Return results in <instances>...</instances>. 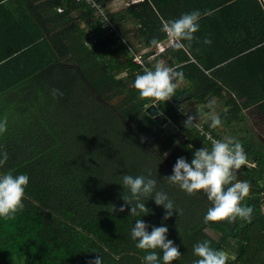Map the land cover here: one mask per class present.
<instances>
[{
	"label": "trees",
	"instance_id": "1",
	"mask_svg": "<svg viewBox=\"0 0 264 264\" xmlns=\"http://www.w3.org/2000/svg\"><path fill=\"white\" fill-rule=\"evenodd\" d=\"M95 2L105 21L86 0H0V121L7 119L0 151L8 153L0 175L30 179L23 211L0 218V264H89L98 256L103 264H145L147 253L131 238L137 219L149 232L169 229L181 253L173 264H194L199 233L214 223L204 220L212 204L205 193L189 196L164 178L178 158L191 163L225 131L183 104L223 101L226 109L216 116L232 134L245 126L243 108L258 105L264 114V0H143L117 12L106 0ZM196 10L198 40L164 51L189 85L177 86L167 102L139 99L134 81L143 72L129 55L121 20L132 17L140 47H152L154 37L169 41L163 21ZM149 66L155 69L153 61ZM152 103L177 133L148 113ZM174 104L196 117L191 127ZM246 141L247 158L257 165L242 166L237 179L250 185L242 203L254 211L250 223L237 219L218 236L215 249L228 254V264H264V147ZM149 171L180 214L164 220L166 210L153 199L145 201L148 215L130 216V205L119 211L123 175Z\"/></svg>",
	"mask_w": 264,
	"mask_h": 264
},
{
	"label": "clouds",
	"instance_id": "2",
	"mask_svg": "<svg viewBox=\"0 0 264 264\" xmlns=\"http://www.w3.org/2000/svg\"><path fill=\"white\" fill-rule=\"evenodd\" d=\"M201 13L196 10L183 14L180 18L171 21H163L161 31L168 39L183 47L181 42L187 41L189 45L198 40L196 33L200 28ZM205 44H211L210 38H205ZM151 45L159 48L160 41L157 38L151 40ZM183 79V73L163 63H158L154 70L145 68L143 74L136 76L134 88L139 93V99H152L155 102H167L175 95L177 81ZM59 90H53L57 95ZM196 117L189 116L185 121V127L193 125ZM222 125V120L213 115L210 127L216 129ZM7 132V119L0 121V134ZM8 161V153L0 151V168ZM247 164V154L243 145L234 138L227 140H215L211 149L202 147L193 154L191 163L186 158L180 157L173 166V174L164 179L171 185L178 186L189 196L203 192L211 202L204 217L208 222L230 223L237 219L251 222L254 209L243 205V201L249 196L250 185L246 181L237 179L242 166ZM148 175L124 174L121 185L124 188L122 199L124 206L119 208L124 212L127 206H131L130 216L139 217L149 214L145 201L153 199L157 206H163L166 210L164 220H168L178 211L174 202L163 191L157 190V180ZM30 179L26 174L13 175L11 172L0 175V218L5 220L15 219L17 213L22 212L25 204L26 188ZM179 212V211H178ZM180 214V212H179ZM149 225L142 219H137L131 230V238L137 241L136 247L145 251V264H160V256L157 249L162 252L163 264H173L179 260L181 253L174 245V241L168 239L169 229L166 226H153L151 232ZM193 253L197 260L194 264H228V256L223 250L211 247L210 241H203L193 246ZM89 264H103L101 256L90 261Z\"/></svg>",
	"mask_w": 264,
	"mask_h": 264
},
{
	"label": "crops",
	"instance_id": "3",
	"mask_svg": "<svg viewBox=\"0 0 264 264\" xmlns=\"http://www.w3.org/2000/svg\"><path fill=\"white\" fill-rule=\"evenodd\" d=\"M142 1L143 0H106V6L108 7L110 12H117L125 9L128 5L140 3ZM121 21L122 22L120 23L121 25L120 30L127 39L128 44L130 46L129 48L131 49V47L134 48L138 45H141V41L138 33V28H139L138 23H136L133 20V18L130 16H126L125 19ZM130 49H129V55H131ZM170 57L171 56H169L164 52L160 53L153 60V66L155 67L158 63H163L168 67L174 68L169 65L168 60ZM125 59H126L125 55L120 57L121 61H124ZM176 83L177 86L180 87L189 85L188 81H186L185 79L178 80ZM243 101L244 100H238V103L241 104ZM183 105L186 107V109L189 112L195 115L200 113L201 116L205 119H209L211 116H213L215 111H217L218 114L221 110L226 109L224 102L219 100L218 98H214L210 102H206V103H201L196 100H187ZM206 106H208L207 109ZM241 115L243 116L242 121L245 123L243 130L240 129L241 132L237 134H232L230 133V130L226 128V126L221 125V129L225 131L223 140H227V136H228V139L234 138L243 145L244 143L247 142L246 140L248 139L251 141L252 145L255 144L256 146H258L259 144H261V146L264 147V114L261 113L258 105H253L247 108H243L241 111ZM244 151L246 153L248 152L245 149ZM247 162L250 163L254 162L257 165V162L253 161L251 158H247Z\"/></svg>",
	"mask_w": 264,
	"mask_h": 264
},
{
	"label": "built area",
	"instance_id": "4",
	"mask_svg": "<svg viewBox=\"0 0 264 264\" xmlns=\"http://www.w3.org/2000/svg\"><path fill=\"white\" fill-rule=\"evenodd\" d=\"M87 2H89L91 5L97 7L98 11L104 15V19L103 21H105L107 18H106V11L105 9L99 5L98 3L95 2V0H86ZM109 24V27L111 30H114V31H118L116 29V26L113 25L112 23H108ZM118 33V32H117ZM118 35H120V38L124 39V37L121 35V33H118ZM174 41H165V42H160V46L159 48L157 47H140V45L136 46V47H131V55L133 57V61L135 63H137L141 68L142 72H144V69L145 68H148V69H151L149 64L155 59L156 56H158L160 53L164 52L166 50V48L168 47V45L170 43H173ZM153 70V69H151ZM175 107L177 108L178 110V113L179 114H182L184 116H186L187 118L189 116H193L195 117L194 115H191L189 114L187 111H185L184 107L183 106H178L177 104H174ZM248 166H255L256 164L253 162V163H250V162H247Z\"/></svg>",
	"mask_w": 264,
	"mask_h": 264
},
{
	"label": "rangeland",
	"instance_id": "5",
	"mask_svg": "<svg viewBox=\"0 0 264 264\" xmlns=\"http://www.w3.org/2000/svg\"><path fill=\"white\" fill-rule=\"evenodd\" d=\"M205 106V105H204ZM208 106H206V109ZM214 115H217V111L214 112ZM228 139V136H227ZM233 225V223L227 222V221H222V222H214L213 224L207 226L205 229H203L199 233V238L200 240L205 241H210L211 242V247L215 249V246L217 244V239L218 236L220 235L221 232H225L228 228H230ZM228 255V254H226Z\"/></svg>",
	"mask_w": 264,
	"mask_h": 264
},
{
	"label": "water",
	"instance_id": "6",
	"mask_svg": "<svg viewBox=\"0 0 264 264\" xmlns=\"http://www.w3.org/2000/svg\"><path fill=\"white\" fill-rule=\"evenodd\" d=\"M147 111L151 116L155 117L158 120V122L162 124L169 132L171 133L178 132L177 125L160 111L157 104L152 103L151 105H149L147 107Z\"/></svg>",
	"mask_w": 264,
	"mask_h": 264
}]
</instances>
